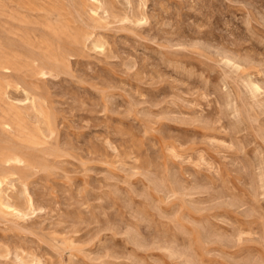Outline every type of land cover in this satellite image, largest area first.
<instances>
[{
	"label": "rangeland",
	"instance_id": "374dc122",
	"mask_svg": "<svg viewBox=\"0 0 264 264\" xmlns=\"http://www.w3.org/2000/svg\"><path fill=\"white\" fill-rule=\"evenodd\" d=\"M0 264H264V0H0Z\"/></svg>",
	"mask_w": 264,
	"mask_h": 264
},
{
	"label": "bare ground",
	"instance_id": "6f19581e",
	"mask_svg": "<svg viewBox=\"0 0 264 264\" xmlns=\"http://www.w3.org/2000/svg\"><path fill=\"white\" fill-rule=\"evenodd\" d=\"M16 160V159H15ZM17 161V160H16ZM13 162V161H12Z\"/></svg>",
	"mask_w": 264,
	"mask_h": 264
}]
</instances>
